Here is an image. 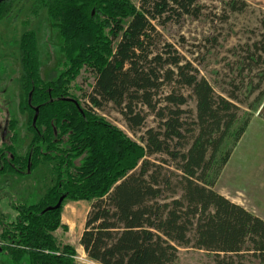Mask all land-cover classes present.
<instances>
[{"label":"trees","instance_id":"16d2710c","mask_svg":"<svg viewBox=\"0 0 264 264\" xmlns=\"http://www.w3.org/2000/svg\"><path fill=\"white\" fill-rule=\"evenodd\" d=\"M13 1L0 0V20ZM40 4L61 35L64 60L58 75L44 81L37 35L22 32L24 104L33 138L26 156L16 159H23V170L53 161L57 179L39 201L16 206L14 219L0 217L2 252L13 264L25 257L30 264H75L74 250L53 235L62 205L53 207L64 196L91 202L80 244L100 264H174L180 246L204 249L216 264L247 255L264 264V219L214 188L250 118L241 121L239 106L217 96L171 43L159 46L157 26L198 16L197 0H140L139 6L129 0H34ZM83 67L95 73L88 106L70 93ZM263 96L264 90L257 100ZM189 97L195 112L184 108ZM110 103L130 130L150 115L157 127L146 129L141 141L132 139L96 112ZM31 105L39 108L35 125ZM187 113L195 114L192 124L183 118ZM230 138L233 146L225 149ZM154 155H162L161 163L151 160ZM168 159L175 170L165 168Z\"/></svg>","mask_w":264,"mask_h":264},{"label":"rangeland","instance_id":"374dc122","mask_svg":"<svg viewBox=\"0 0 264 264\" xmlns=\"http://www.w3.org/2000/svg\"><path fill=\"white\" fill-rule=\"evenodd\" d=\"M129 1L133 5H140V0ZM12 3L9 10L11 12L0 20V137L2 130L8 127L6 122L3 123L4 120L10 119L12 123H16L15 145L17 152L23 155L28 151L33 134L29 130L30 111L24 104L26 95L21 82L19 39L23 31H35L44 80L54 79L61 69L60 63L64 60L61 51L63 40L48 17L46 8L41 4L40 7L35 6L34 0H14ZM197 5L200 6L198 16L185 15L178 21L157 26L159 46L162 48L164 43H171L182 56L183 63L190 62L196 68L198 76L210 82L217 96L226 97L239 106L241 121L250 118L251 126L247 130V137L244 135L233 147L234 159L225 165L214 188L218 192H225L230 200L241 202L247 209L255 208L258 214L264 215V186H260V182L264 184V146L261 148L260 140L256 137L252 149L246 150L251 141L250 132L257 135L260 132L258 116L264 102V96L260 97V101L257 100L260 92L264 90V0H197ZM94 83L95 73L88 67L81 68L70 84V93L75 97L74 100L78 99L83 106H88L90 103L87 95L92 91ZM258 84L261 87L252 93L251 90ZM185 93L189 96L190 91L186 90ZM231 96L236 99L233 100ZM184 108L195 112L194 98L189 97ZM95 110L98 115L136 141H141L140 137L146 129L157 127L158 124L154 116L150 115L144 126L134 132L129 129L113 104ZM183 118L192 124L195 114L187 113ZM14 133L13 129H9L2 136L10 144ZM186 135L187 139H192V133ZM232 146L233 138L227 139L224 148ZM161 157L162 155H154L151 160L161 163ZM169 165L175 170V162L169 160L164 164L165 168ZM55 168L53 161L41 162L27 174L0 175V217L8 222L16 217V206L39 201L56 183ZM225 171L229 178L221 179ZM251 176L255 187L251 183L246 185L243 181L245 178L251 179ZM90 207L91 202L87 200H64L61 226L53 233L61 247L68 245L74 250L72 258L75 264H100L91 259L80 244ZM1 230L0 224V233ZM241 260L237 259L234 264H261L259 259L249 255ZM0 264H13L1 247ZM21 264H30L28 258L25 257ZM174 264L216 262L214 254L204 249L180 246L179 256Z\"/></svg>","mask_w":264,"mask_h":264},{"label":"flooded vegetation","instance_id":"af4514ba","mask_svg":"<svg viewBox=\"0 0 264 264\" xmlns=\"http://www.w3.org/2000/svg\"><path fill=\"white\" fill-rule=\"evenodd\" d=\"M23 73H24V71L22 68V75H21L22 89H23V83H24L23 78H22ZM41 77H42V75H41ZM44 81H50V80H44ZM23 91H24V89H23ZM71 98H73V97H71ZM29 103H30V100H29ZM32 107H33V109L36 108V106H32ZM8 113H9V111H8ZM5 122H6V124H8V127L10 126V128H8V127L4 128L2 130L1 137H0V175H4L6 173H9V174L15 173L16 175L27 174L30 171H33V169H30L27 167L25 170H23V166H22L23 165V163H22L23 159H20V158L16 159V157H22V158L25 157L27 153L20 155L17 152L18 149L15 145L16 139H14L12 141V143L9 144L7 142V139H4V137L2 136V134L6 133V130H9L12 128V124H13L10 119L4 120L3 123H5ZM15 130H17V128H15ZM12 150H14V151H12ZM64 200H65V198H64ZM64 200H63V202H64Z\"/></svg>","mask_w":264,"mask_h":264},{"label":"crops","instance_id":"0c3cea01","mask_svg":"<svg viewBox=\"0 0 264 264\" xmlns=\"http://www.w3.org/2000/svg\"><path fill=\"white\" fill-rule=\"evenodd\" d=\"M258 118H259V123H260V132L258 133V135H257V133H253V132H250V134H251V137H250V139H251V141H250V145L249 146H246V150H251L252 149V146H254L255 145V139H256V137L260 140L259 141V144H260V146H261V148L264 146V102H263V104H262V106L260 107V110H259V116H258ZM249 127H247V129H246V131H245V133L243 134V136L245 135H247L248 134V131L247 130H249V128H250V126H251V124H249L248 125ZM242 136V137H243ZM242 137H241V139H242ZM247 137V136H246ZM245 137V138H246ZM240 139V140H241ZM239 140V141H240ZM238 141V142H239ZM245 148V147H244ZM243 148H239V150H242ZM233 159H234V155L232 156L231 155V157H230V159H229V164L233 161ZM245 162H246V160H245ZM228 164V163H227ZM228 166V165H227ZM243 168V167H242ZM227 170H228V167H227ZM234 170V169H233ZM236 170V169H235ZM243 170V169H242ZM262 171H264V169H262ZM234 175H235V172H234ZM238 175V174H237ZM223 178H229V176H228V174H226V171H225V173L221 176V179H223ZM243 181H245V183H246V185L248 184H250V185H252V186H256L255 184H254V180H253V178H252V176H251V179L250 178H248V180H246V178L243 180ZM260 186H264V184H262L261 182H260ZM252 192V191H251ZM221 194H223L224 196H226L227 198H229L230 199V197L229 196H227L226 194H225V192L224 193H222V192H220ZM252 193H254V192H252ZM249 194V193H248ZM234 202H236V203H238V204H240V205H242V206H244L241 202H238V201H235V200H233ZM246 208V207H245ZM247 209V208H246ZM249 211H251V212H253L254 214H256L257 216H259V217H261L262 219H264V215L263 214H258L257 212H256V209L255 208H251V209H248Z\"/></svg>","mask_w":264,"mask_h":264},{"label":"water","instance_id":"95a60500","mask_svg":"<svg viewBox=\"0 0 264 264\" xmlns=\"http://www.w3.org/2000/svg\"><path fill=\"white\" fill-rule=\"evenodd\" d=\"M38 111H39V108L38 107H36L35 108V116H34V119H33V124L35 125V123H36V120H37V117H38ZM64 196H62L61 198H60V200H59V202L56 204V206H54L53 208H58V207H60L61 205H62V203H63V200H64Z\"/></svg>","mask_w":264,"mask_h":264}]
</instances>
